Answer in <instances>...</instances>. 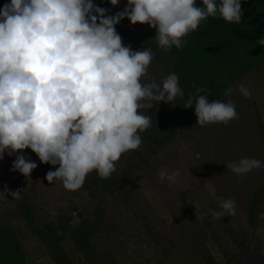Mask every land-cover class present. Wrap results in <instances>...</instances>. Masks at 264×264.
Listing matches in <instances>:
<instances>
[{
    "label": "clouds",
    "instance_id": "1",
    "mask_svg": "<svg viewBox=\"0 0 264 264\" xmlns=\"http://www.w3.org/2000/svg\"><path fill=\"white\" fill-rule=\"evenodd\" d=\"M126 0L122 10L109 14L94 0H10L0 7V160L15 155L12 171L30 177L40 163L55 170L48 184L59 182L68 191L79 190L89 173L108 179L122 154L142 145L139 133L151 127L144 113L157 103L184 100L194 106L200 126L228 125L239 119L232 101L209 102L210 91L197 88L185 96L176 73L158 82L149 74L151 48L125 45L116 26L125 18L132 25L155 29L158 48L182 49L190 32L209 17L240 24L242 0ZM115 7L121 0H108ZM264 47V37L255 41ZM163 67V65H161ZM232 88L225 95L233 94ZM251 98L252 89H236ZM204 92V95L200 93ZM245 176L264 164L243 157L224 165ZM180 170L158 171L161 182L178 183ZM20 189L0 191V199H21ZM212 216L236 214L231 198L220 202Z\"/></svg>",
    "mask_w": 264,
    "mask_h": 264
},
{
    "label": "rangeland",
    "instance_id": "2",
    "mask_svg": "<svg viewBox=\"0 0 264 264\" xmlns=\"http://www.w3.org/2000/svg\"><path fill=\"white\" fill-rule=\"evenodd\" d=\"M94 3L109 8V14L125 6L123 0L115 7L108 0ZM121 22L128 25L122 36L124 44L137 50L131 41L141 24L132 25L126 18ZM240 84L253 90L250 99L236 91ZM230 88L233 94L225 102L235 104L239 119L203 127L196 121L143 166L136 162L134 150L122 154L111 188L92 185V172L76 191L65 190L59 182L48 184L46 174L55 168L40 163L36 154L26 149L24 153L37 168L24 177L11 170L15 155L5 154L0 160V191L5 186L9 191L22 188L31 201L34 223L41 227H56L59 220L72 217L69 230L58 231V236L59 247L73 264H90L74 240L79 230L78 236L88 235L90 241L87 255L99 254L101 264H196L210 255L213 264H246L250 256L264 257L258 219L255 226L250 221L251 201L264 185V168L238 177L224 166L237 159L232 149L241 151L238 142L244 136L255 135L257 140L248 142L251 148L253 143L257 148L259 142V149H264L259 126V121L264 124V61L251 72L238 75ZM213 147L222 150L224 162H217ZM136 165L140 167L136 169ZM162 167L180 170L178 183L169 186L167 181L161 182L158 171ZM228 198L235 201L236 214L214 218L212 212L219 211L220 202ZM16 203L18 199L10 195L0 199V216L24 227L27 224ZM20 237L27 264H57L30 228L24 227Z\"/></svg>",
    "mask_w": 264,
    "mask_h": 264
},
{
    "label": "trees",
    "instance_id": "3",
    "mask_svg": "<svg viewBox=\"0 0 264 264\" xmlns=\"http://www.w3.org/2000/svg\"><path fill=\"white\" fill-rule=\"evenodd\" d=\"M126 3V0H123ZM10 0H0V7ZM197 6H202L201 0H196ZM243 17L240 24H230L220 17H209L194 32H190L184 39L187 44L182 49L173 46L164 52L158 48L155 40L156 31L148 25H141L138 35H132L135 48H151L154 60L149 67L151 76L158 82L170 73L179 77V85L185 96L196 92L197 88L210 91L208 100H219L230 88L236 77L242 73H249L264 61V47L255 44V41L264 37V0H242ZM121 36L128 31V25L120 22L116 26ZM163 65V67H161ZM204 95V92L200 93ZM184 100L177 99L172 104L160 102L147 110L144 114L151 117V127L143 133L142 145L134 150L136 162L141 165L148 164L150 160L160 153L169 143L173 142L182 132L197 121L194 106L185 109ZM264 139V126L259 121ZM140 167L136 165L135 168ZM92 185H104L111 188L115 183L113 175L108 179H101L95 171L90 177ZM21 199H18L16 208L20 218L26 221L24 227L30 228L36 237L50 251L57 264H73L67 254L61 249L58 231L67 232L71 223L70 218L64 217L58 221L56 227H41L34 223L33 210L29 196L22 188ZM12 191H15L14 189ZM264 196V185L251 201L250 221L256 225L258 219L257 205ZM24 227H17L15 223L6 221L0 216V264H27L26 249L20 233ZM82 232V231H81ZM77 233L74 240L80 250L86 254L90 264H101L102 258L91 252L90 241L85 234ZM88 234V233H87ZM79 237V238H78ZM95 256V257H93ZM102 256V255H101ZM93 257V258H92ZM104 257V256H103ZM212 255L202 259L196 264H213ZM264 264L261 255L250 256L246 264Z\"/></svg>",
    "mask_w": 264,
    "mask_h": 264
},
{
    "label": "crops",
    "instance_id": "4",
    "mask_svg": "<svg viewBox=\"0 0 264 264\" xmlns=\"http://www.w3.org/2000/svg\"><path fill=\"white\" fill-rule=\"evenodd\" d=\"M227 97H228V95L224 94L221 97V99H219V100L225 102ZM262 124H263V122H262ZM250 139H253V141L255 142L257 140V137L255 135L252 137H249V138H248V135L246 137L244 136L238 142V147H240L241 151H238L236 148L232 149L233 151H236V153H234V155L237 156V159H234V161L239 160L240 158H243V157H249V158H254V159L260 160L262 162V164H264V149H263V151H262V149L261 150L259 149V147L261 148L259 142H257V144H256L257 148H255L254 143L252 145L253 148H251V145L248 143V142H250ZM221 142H223V144H221V145H227L228 146V143H226V141H220L219 144ZM263 143H264V141H263ZM216 150H218V151H216ZM213 154L215 155V159H217V162L220 161L222 163L225 161L222 158V154H224V153H222V150H219L218 148L213 147ZM263 168H264V166H262L260 169H254L253 171L258 172V170H262ZM249 173H248V175H250ZM257 213H258L259 227L261 228V229L259 228V233H262L264 235V196H262L260 198V200L258 201ZM262 227H263V229H262Z\"/></svg>",
    "mask_w": 264,
    "mask_h": 264
}]
</instances>
